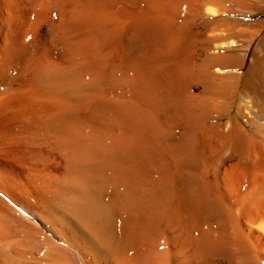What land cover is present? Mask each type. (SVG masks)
<instances>
[{
  "label": "bare ground",
  "instance_id": "1",
  "mask_svg": "<svg viewBox=\"0 0 264 264\" xmlns=\"http://www.w3.org/2000/svg\"><path fill=\"white\" fill-rule=\"evenodd\" d=\"M247 1L0 0V264H264Z\"/></svg>",
  "mask_w": 264,
  "mask_h": 264
},
{
  "label": "rangeland",
  "instance_id": "2",
  "mask_svg": "<svg viewBox=\"0 0 264 264\" xmlns=\"http://www.w3.org/2000/svg\"><path fill=\"white\" fill-rule=\"evenodd\" d=\"M257 4H259V6H264V0H249V1H247V3L245 4V3H243V4H234L233 6L235 7V8H239V7H248V8H250V7H253V6H255V5H257ZM246 10V9H245ZM256 16V15H255ZM254 16V14H251V15H249V16H245L244 17V19H246V20H250V21H253V20H259V19H264V11L263 12H261L260 14H259V16L258 17H255ZM262 17V18H261ZM257 18H259V19H257ZM253 47V46H252ZM241 49V50H240ZM239 49V47H235V51H234V53H240L241 55H243L244 53H245V49L244 48H240ZM244 49V50H243Z\"/></svg>",
  "mask_w": 264,
  "mask_h": 264
},
{
  "label": "trees",
  "instance_id": "3",
  "mask_svg": "<svg viewBox=\"0 0 264 264\" xmlns=\"http://www.w3.org/2000/svg\"><path fill=\"white\" fill-rule=\"evenodd\" d=\"M258 16H259V14H258ZM257 15L255 16V17H258Z\"/></svg>",
  "mask_w": 264,
  "mask_h": 264
}]
</instances>
